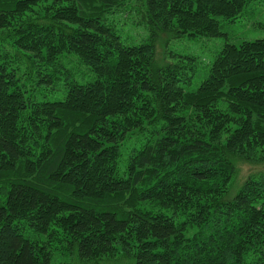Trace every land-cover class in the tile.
Masks as SVG:
<instances>
[{
  "label": "trees",
  "instance_id": "obj_1",
  "mask_svg": "<svg viewBox=\"0 0 264 264\" xmlns=\"http://www.w3.org/2000/svg\"><path fill=\"white\" fill-rule=\"evenodd\" d=\"M132 1L149 33L137 44L109 20ZM252 1L0 0V39L28 54L31 82L64 84L37 100L0 56V264L118 250L135 264H264V179L229 192L232 155L264 157V38L224 42L194 89L195 57L155 59L160 34L226 36Z\"/></svg>",
  "mask_w": 264,
  "mask_h": 264
},
{
  "label": "rangeland",
  "instance_id": "obj_2",
  "mask_svg": "<svg viewBox=\"0 0 264 264\" xmlns=\"http://www.w3.org/2000/svg\"><path fill=\"white\" fill-rule=\"evenodd\" d=\"M139 4L138 1H132L130 8L116 10L113 16L109 17V20L115 25L116 30L125 43L128 44L143 42L149 34L147 25L142 20L140 12H138ZM223 32H225L226 36L219 38H189L187 36L175 38L171 34L162 33L158 37L155 46V59L159 63L165 60L172 61L168 56L172 53L195 57L194 75L187 85V88L194 89L205 76L209 63L224 42L228 41L229 43L238 44L242 40L264 38V0H253L234 22L223 24ZM0 56H3L5 60H8L17 69L22 84L28 79L26 82L34 81L36 69L31 66L33 62L29 61L26 52L13 47L9 40L1 41L0 39ZM64 62L67 67L73 68L76 80L79 82L87 80L89 75H91L87 67L81 64L75 56L69 55ZM81 74L83 78H81L82 76L80 77ZM26 86L30 89L31 95L37 100L63 98L64 84L62 81H58L55 84L57 90L36 86L34 82L28 83ZM149 129L146 127L145 130L149 131ZM145 137V132L138 133L122 145V162L125 161L132 148L140 146ZM231 159L234 164V172L229 185L230 194H235L247 178L264 179L263 156L241 153V155H232ZM123 167L124 164L122 167L120 166V169H123ZM35 239L41 240L40 238ZM51 264L135 263L130 255L118 250L112 256H102L89 260H81L75 253H70V255L53 254Z\"/></svg>",
  "mask_w": 264,
  "mask_h": 264
}]
</instances>
